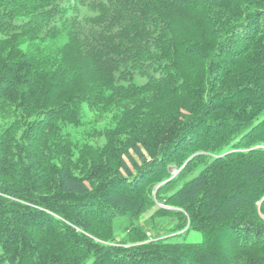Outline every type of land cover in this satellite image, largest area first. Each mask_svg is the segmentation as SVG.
<instances>
[{
  "label": "trees",
  "instance_id": "obj_1",
  "mask_svg": "<svg viewBox=\"0 0 264 264\" xmlns=\"http://www.w3.org/2000/svg\"><path fill=\"white\" fill-rule=\"evenodd\" d=\"M0 264H264V0H0Z\"/></svg>",
  "mask_w": 264,
  "mask_h": 264
},
{
  "label": "rangeland",
  "instance_id": "obj_2",
  "mask_svg": "<svg viewBox=\"0 0 264 264\" xmlns=\"http://www.w3.org/2000/svg\"><path fill=\"white\" fill-rule=\"evenodd\" d=\"M153 213V210H150L148 211L146 214H145V219H144V222L145 220Z\"/></svg>",
  "mask_w": 264,
  "mask_h": 264
}]
</instances>
